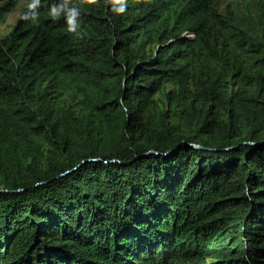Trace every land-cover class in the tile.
I'll list each match as a JSON object with an SVG mask.
<instances>
[{"label": "trees", "instance_id": "trees-1", "mask_svg": "<svg viewBox=\"0 0 264 264\" xmlns=\"http://www.w3.org/2000/svg\"><path fill=\"white\" fill-rule=\"evenodd\" d=\"M60 2L0 39V264H264V0Z\"/></svg>", "mask_w": 264, "mask_h": 264}, {"label": "clouds", "instance_id": "clouds-1", "mask_svg": "<svg viewBox=\"0 0 264 264\" xmlns=\"http://www.w3.org/2000/svg\"><path fill=\"white\" fill-rule=\"evenodd\" d=\"M112 6V11L117 15L123 14L128 6V0H108ZM71 0H61L59 4L51 7L49 15L55 20L59 19L61 15L66 18V23L68 25V31L75 33L79 28V23L77 17L79 15L78 11L74 7H70ZM88 4L96 5L98 0H87ZM41 0H31L27 5V11L21 15V19L30 21L32 24H38V13L36 9L40 6ZM247 259V257H245Z\"/></svg>", "mask_w": 264, "mask_h": 264}, {"label": "rangeland", "instance_id": "rangeland-1", "mask_svg": "<svg viewBox=\"0 0 264 264\" xmlns=\"http://www.w3.org/2000/svg\"><path fill=\"white\" fill-rule=\"evenodd\" d=\"M246 1L247 0H219L221 5H232L234 8L242 7L244 2ZM23 7V3H21L14 9V11L7 14L4 20H0V39L7 35L16 25V22L18 21L23 10ZM162 95L163 94H159L156 96V101L159 106H163Z\"/></svg>", "mask_w": 264, "mask_h": 264}, {"label": "water", "instance_id": "water-1", "mask_svg": "<svg viewBox=\"0 0 264 264\" xmlns=\"http://www.w3.org/2000/svg\"><path fill=\"white\" fill-rule=\"evenodd\" d=\"M192 147L195 148V149H200V147H198V146H192ZM170 153H171L170 151H167L165 153H158V152L150 151V152H147L145 154V156H147V157L148 156H154L156 158H161V157H166V156L170 155ZM91 161H94V160H91ZM86 162H87V160L82 161L76 168H74V170L77 169V168H79L81 165H83ZM68 173H66V174H68Z\"/></svg>", "mask_w": 264, "mask_h": 264}]
</instances>
